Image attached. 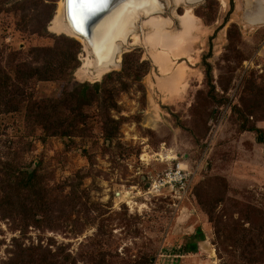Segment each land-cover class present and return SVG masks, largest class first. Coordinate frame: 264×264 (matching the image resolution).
<instances>
[{"label": "rangeland", "instance_id": "1", "mask_svg": "<svg viewBox=\"0 0 264 264\" xmlns=\"http://www.w3.org/2000/svg\"><path fill=\"white\" fill-rule=\"evenodd\" d=\"M62 1L30 3L34 12L27 19L35 24L24 29L23 12L12 11V2L0 13L4 66L12 62L10 52L31 61V48L54 44L46 32L32 31L45 23L49 33L82 45L81 65L69 79L32 81L37 99L123 69L122 62L94 78L93 56L82 41L51 29ZM258 1L161 0L163 12L143 17L125 54L135 51L148 64L139 79L123 76L129 89L121 90L112 112L122 123L111 143L96 107L89 110L87 135L45 142L25 109L0 112V198L7 164L37 168L51 212L25 234L21 216L0 215V264L22 249L50 250L64 264H138L143 258L151 264H244L249 245L259 234L264 238V146L254 132L240 130L238 118V108L249 102L245 86L264 82V23L252 24L248 16ZM188 9L190 32L182 27ZM157 16L165 23L161 35L174 45L168 57L148 41L156 35L149 22ZM82 67L92 72L89 78L78 76ZM249 119L264 128V120Z\"/></svg>", "mask_w": 264, "mask_h": 264}, {"label": "trees", "instance_id": "2", "mask_svg": "<svg viewBox=\"0 0 264 264\" xmlns=\"http://www.w3.org/2000/svg\"><path fill=\"white\" fill-rule=\"evenodd\" d=\"M37 1L0 0V13L5 5L12 2V11L23 12L21 17L25 22L24 29L29 24H35L34 20L30 19L28 22L27 18L34 12L30 3ZM39 1L44 3L56 0ZM50 18L52 19V16ZM42 25H44L42 30L35 28L32 31L40 34L42 31L46 32L54 39L52 46L31 48L29 51L32 56L31 61L24 58L22 52L17 50L10 52L12 62L7 64L8 66L3 65L0 57V112L25 109L26 117L41 129L39 139L45 142L52 136L73 139L87 135L93 121V115L89 110L96 107L97 116L101 118V130L105 141L111 143L117 137L122 123L121 119H116L112 112L119 109L117 98L121 90L129 89V83L123 80V76L127 78L134 76L135 79H139L145 73V65L148 62L140 61L137 52H129L124 54L122 71L105 75L101 82L94 84L78 82L71 90L65 91L60 96L34 98L30 92L32 81L62 82L69 79L81 65L78 58L82 50L81 43L62 35L51 34L46 28V23ZM3 52L0 50V56ZM115 80L119 81L120 88L111 86ZM244 89L246 91L244 97L249 99V102H246L244 108H238L240 130L254 132L257 141L264 146V128L258 127L249 119L254 116L264 120V82L249 86L247 84ZM222 98L227 101L228 96ZM221 102L222 100L219 101ZM7 165L9 174L5 178L6 191L0 198V215L21 216L25 221V226L21 227L22 233L25 234L29 224L40 225L44 220L43 216L51 214L50 207L44 206L46 190L37 168L29 170L21 166ZM259 235L249 245L251 250L246 252L247 257H244L242 263L262 264L264 261V238H260ZM262 236L264 237V232ZM36 250L22 249L3 264H64L56 259L57 257L50 250L41 253ZM138 264H151V260L143 258Z\"/></svg>", "mask_w": 264, "mask_h": 264}, {"label": "water", "instance_id": "3", "mask_svg": "<svg viewBox=\"0 0 264 264\" xmlns=\"http://www.w3.org/2000/svg\"><path fill=\"white\" fill-rule=\"evenodd\" d=\"M185 1L188 4L196 5L205 0ZM64 3L65 22L75 35L83 38L87 43L96 61L95 67L89 68H92L96 75L97 70L101 67L109 69L120 67L126 50L132 47L129 44V38L134 33L137 24L142 22L143 17L153 16L163 12L164 9L161 0H108L98 11L84 13L80 25L82 30L78 31L69 14L66 0ZM255 10L249 13L253 14ZM262 17L264 18V16ZM262 17L257 21L250 19V23H264Z\"/></svg>", "mask_w": 264, "mask_h": 264}, {"label": "bare ground", "instance_id": "4", "mask_svg": "<svg viewBox=\"0 0 264 264\" xmlns=\"http://www.w3.org/2000/svg\"><path fill=\"white\" fill-rule=\"evenodd\" d=\"M183 2V0H180ZM253 2V1H252ZM257 8L255 10V12L251 15H248L249 17H252L251 19L254 20V21H257L259 18H261L262 16H264V1H258L257 3ZM64 11H65V3L64 1H62L60 3V6H59V9L57 10L56 12V15L51 23V29L56 32L57 34L59 33H64V34H67L69 36H72V37H76L78 38L79 40L82 41V43L84 44V49H85V52H87L88 54H90V49L88 48L87 46V43L85 42V40L83 38H80L79 36L75 35L72 30H70V28L67 26L66 22H65V18H64ZM193 19L194 17L192 16V12L190 11V9H188V11L186 12V14L182 17V20H183V25H184V28H185V31L187 32H190L191 29H192V24H193ZM155 28V27H153ZM156 35H159V32H155ZM136 36V35H135ZM184 36V35H183ZM184 40V38H180L178 40V42H182ZM163 41H166L167 42V39L164 38ZM92 58V56H90ZM94 60L93 62V66L92 67H95V59L92 58ZM117 67H114L112 69H115ZM112 69H109V68H104V67H101V69H98L97 70V75L96 74H92L94 76V78H101L104 74H106L107 72H109L110 70ZM79 75L80 77H85V78H89V76L91 75V73H89L87 70L80 68L79 69Z\"/></svg>", "mask_w": 264, "mask_h": 264}, {"label": "snow or ice", "instance_id": "5", "mask_svg": "<svg viewBox=\"0 0 264 264\" xmlns=\"http://www.w3.org/2000/svg\"><path fill=\"white\" fill-rule=\"evenodd\" d=\"M69 14L71 15L78 31H81V22L85 12L98 11L108 0H66Z\"/></svg>", "mask_w": 264, "mask_h": 264}, {"label": "flooded vegetation", "instance_id": "6", "mask_svg": "<svg viewBox=\"0 0 264 264\" xmlns=\"http://www.w3.org/2000/svg\"><path fill=\"white\" fill-rule=\"evenodd\" d=\"M149 24H151L153 27H155L154 29L152 28L153 31L155 30V32H159V35H151V36H149V38H148L149 43L150 44H158L159 43L160 47L163 48V50L167 52V53H161L162 57H164L163 56L164 54L166 55V57L171 56L170 52H168V51H170V49H172V47L174 45H171L169 40H167V42L163 41L165 36L161 35V33H163V30L165 28V23L163 22V18H161L160 16L152 17V19L150 20ZM182 27L184 28V25H182ZM135 37L138 40V36H134V38ZM162 57H161V59H162ZM156 58L160 61V57L159 56H156ZM164 60H165V58H164ZM161 65H163V63H161Z\"/></svg>", "mask_w": 264, "mask_h": 264}, {"label": "built area", "instance_id": "7", "mask_svg": "<svg viewBox=\"0 0 264 264\" xmlns=\"http://www.w3.org/2000/svg\"><path fill=\"white\" fill-rule=\"evenodd\" d=\"M164 186H165V184L162 183V182H159L158 184H155V188L158 189V190H161Z\"/></svg>", "mask_w": 264, "mask_h": 264}]
</instances>
